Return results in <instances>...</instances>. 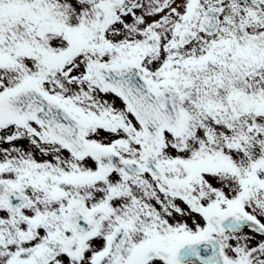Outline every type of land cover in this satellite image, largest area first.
<instances>
[{"label": "snow or ice", "instance_id": "snow-or-ice-1", "mask_svg": "<svg viewBox=\"0 0 264 264\" xmlns=\"http://www.w3.org/2000/svg\"><path fill=\"white\" fill-rule=\"evenodd\" d=\"M0 264H264V0H0Z\"/></svg>", "mask_w": 264, "mask_h": 264}]
</instances>
